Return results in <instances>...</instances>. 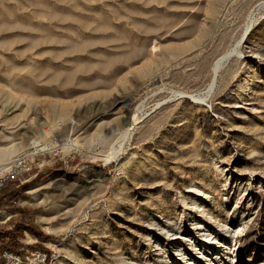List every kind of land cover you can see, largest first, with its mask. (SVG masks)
<instances>
[{
    "label": "rangeland",
    "instance_id": "1",
    "mask_svg": "<svg viewBox=\"0 0 264 264\" xmlns=\"http://www.w3.org/2000/svg\"><path fill=\"white\" fill-rule=\"evenodd\" d=\"M260 127L264 0H0V150L34 160L0 196V245L23 264H171L178 245L209 264L203 231L234 236L217 217L246 222L227 262L264 264Z\"/></svg>",
    "mask_w": 264,
    "mask_h": 264
},
{
    "label": "bare ground",
    "instance_id": "2",
    "mask_svg": "<svg viewBox=\"0 0 264 264\" xmlns=\"http://www.w3.org/2000/svg\"><path fill=\"white\" fill-rule=\"evenodd\" d=\"M251 27H253L252 20L249 22V24L246 28V31H249V29ZM251 32H252V30H251ZM239 53H240V51H237L234 49V50L228 51L227 53L223 54L213 65V68H212V84L210 85L207 94L206 95H199L197 97L192 96V98L197 100V101H205L206 97H208L209 93L213 90L214 85L217 84L219 77H222L223 74L226 73V72H222L223 65L231 59V56H233V54H239ZM254 53L258 54V52H254ZM180 94H182V93H180ZM137 109L139 110V108H137ZM136 112H138V111H136ZM138 117H136V116L133 117L130 128L128 130H126L120 136L119 140H126L129 137V135H131V133H133V131L136 129L137 125L139 123H141V122H139L140 118H138ZM54 123L55 122L47 123V125L53 126L56 124V123L55 124ZM55 127H57V125ZM259 130L260 131L258 133L261 135H264L263 127H260ZM48 132L49 131L45 130V133H48ZM94 138H96V137L92 136V138H90L91 142L93 141ZM50 144H52V143H50ZM34 146H35L34 148H36V150H38V147H40L39 149H41L42 151L49 150L48 144L42 145L41 143L37 144L34 142ZM60 147H62L66 151L69 149L72 150V148L82 150L83 145H82V142L80 141L79 137H75V138L71 137L69 139L68 143L64 142V144H61ZM122 147H123V145L120 142H118L116 145L112 146V148L110 149V152L113 153L114 158H116L119 155V153L122 151ZM16 152H17L16 146H11V147L4 148V149L0 150V168L7 167L13 161V158H14L13 156L15 155ZM108 157H111V156L109 155V156H107V158ZM198 191H201V189H198ZM203 194L207 195V193H205V192ZM195 207H201V206L195 205ZM202 213L203 214H205V213L209 214L210 220L214 219V216H212L213 214L208 213L207 210L203 209ZM230 221H233V220H227V217H217V219L215 220L218 227L222 228V230L225 234H234L232 241L229 239H226L224 236L221 238V236L217 233H216V235H214L215 232H212V230L209 227H208V230L203 231V232H206L205 235L203 236L205 241H209L212 245H214L215 249L218 251L216 253L207 254L205 250H208L209 246L203 244L202 247H199V251H198L197 255H199V254L203 255L202 258H204L205 256L209 257L210 258L209 264H229V262H227V259L229 258V253L222 254V252L224 250L223 251H220V250L223 248L231 250V246L233 245L234 242L237 241L235 238V235L236 234H242L245 230L244 227L246 224V222H244L243 219H241L240 220L241 224H237V226L232 228L233 224L230 226L228 225V222H230ZM195 224H198V225L201 224L202 225L203 222L198 221ZM234 225H236V223H234ZM161 229H162V231H164V234H166V235L172 234V236H179V238H182L184 240L188 239V235H183L181 233L182 230H180V227H179L178 231L175 230L176 232H174V229H172V228H165V226L164 227L162 226ZM190 240H192V239H190ZM153 243L154 242H150V244H153ZM180 246L181 245H178L174 249L176 252H179L180 259H179V261L172 262L171 264H182V263H184V264H188V263H190V264H201L199 261L195 260L193 257H190V259H188L190 254L187 251L185 252V250H183V251L179 250ZM189 247H192V246H189ZM162 250H164V249L162 248ZM165 254H167V251L165 252ZM225 256L227 258H225ZM78 262L83 264L81 262V260H79ZM164 264H169V263L165 262Z\"/></svg>",
    "mask_w": 264,
    "mask_h": 264
},
{
    "label": "built area",
    "instance_id": "3",
    "mask_svg": "<svg viewBox=\"0 0 264 264\" xmlns=\"http://www.w3.org/2000/svg\"><path fill=\"white\" fill-rule=\"evenodd\" d=\"M34 166V160L30 156L23 155L14 159L7 167L0 168V191L7 185L9 182H14L22 184L24 177L28 175ZM34 258V262L42 263L41 253H36L31 255ZM28 261L29 258L27 257ZM0 264H23V260L20 255L10 252L8 249L0 245Z\"/></svg>",
    "mask_w": 264,
    "mask_h": 264
},
{
    "label": "trees",
    "instance_id": "4",
    "mask_svg": "<svg viewBox=\"0 0 264 264\" xmlns=\"http://www.w3.org/2000/svg\"><path fill=\"white\" fill-rule=\"evenodd\" d=\"M5 190H6V188H3L1 191H0V196L3 194V193H5ZM4 195V194H3Z\"/></svg>",
    "mask_w": 264,
    "mask_h": 264
},
{
    "label": "crops",
    "instance_id": "5",
    "mask_svg": "<svg viewBox=\"0 0 264 264\" xmlns=\"http://www.w3.org/2000/svg\"><path fill=\"white\" fill-rule=\"evenodd\" d=\"M6 187H7V185L4 188H6Z\"/></svg>",
    "mask_w": 264,
    "mask_h": 264
}]
</instances>
